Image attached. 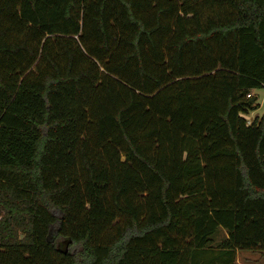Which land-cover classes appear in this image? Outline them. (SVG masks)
<instances>
[{"label":"trees","instance_id":"1","mask_svg":"<svg viewBox=\"0 0 264 264\" xmlns=\"http://www.w3.org/2000/svg\"><path fill=\"white\" fill-rule=\"evenodd\" d=\"M258 87L264 0H0V264L264 255Z\"/></svg>","mask_w":264,"mask_h":264},{"label":"rangeland","instance_id":"2","mask_svg":"<svg viewBox=\"0 0 264 264\" xmlns=\"http://www.w3.org/2000/svg\"><path fill=\"white\" fill-rule=\"evenodd\" d=\"M252 92L256 95L258 106L245 114L247 120H251L255 116H261L264 113V87L254 88ZM60 245L63 247L64 243L61 242ZM257 256L258 254L255 251L241 249L237 259L239 264H255Z\"/></svg>","mask_w":264,"mask_h":264},{"label":"crops","instance_id":"3","mask_svg":"<svg viewBox=\"0 0 264 264\" xmlns=\"http://www.w3.org/2000/svg\"><path fill=\"white\" fill-rule=\"evenodd\" d=\"M257 254H258V256H257V258H256V260H255V264H264V255H262L260 252H258V251H255ZM238 253H239V250H237L236 251V264H239V261H238V259H237V255H238Z\"/></svg>","mask_w":264,"mask_h":264},{"label":"built area","instance_id":"4","mask_svg":"<svg viewBox=\"0 0 264 264\" xmlns=\"http://www.w3.org/2000/svg\"><path fill=\"white\" fill-rule=\"evenodd\" d=\"M247 96H249V93L247 94Z\"/></svg>","mask_w":264,"mask_h":264}]
</instances>
